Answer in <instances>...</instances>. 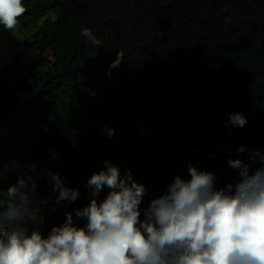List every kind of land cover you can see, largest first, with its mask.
<instances>
[{
	"label": "trees",
	"instance_id": "obj_1",
	"mask_svg": "<svg viewBox=\"0 0 264 264\" xmlns=\"http://www.w3.org/2000/svg\"><path fill=\"white\" fill-rule=\"evenodd\" d=\"M23 2L16 32L27 37L0 28V189L30 174L38 200L53 196L49 169L79 189L55 212L50 200L45 236L67 212L86 222L75 209L90 203L87 181L105 160L145 185L143 210L175 176L189 179V164L224 187L239 178L230 157L264 156V0ZM118 53L124 59L112 68ZM234 112L246 126L226 127ZM260 166L259 157L251 162L252 171Z\"/></svg>",
	"mask_w": 264,
	"mask_h": 264
},
{
	"label": "clouds",
	"instance_id": "obj_2",
	"mask_svg": "<svg viewBox=\"0 0 264 264\" xmlns=\"http://www.w3.org/2000/svg\"><path fill=\"white\" fill-rule=\"evenodd\" d=\"M25 11L23 0H0V25L14 32ZM81 35L102 45L90 28H82ZM123 59L118 53L110 67ZM247 123L244 113L234 112L226 127ZM102 132L111 136L115 129L105 125ZM257 157L264 165L255 150L247 160L230 157L227 164L239 178L224 187H217L215 172L189 164L190 178L175 176L167 192L143 210L145 185L131 170L122 175L118 165L105 160L87 181L93 189L90 203L75 209L86 222L74 223L73 212H67L47 236L40 226L50 200L54 197L49 210L55 212L61 202H75L79 189L49 169L53 196L38 200L33 176L20 175L0 189V264H264V166L251 170ZM29 167L34 171L37 164ZM105 186L109 191L101 200Z\"/></svg>",
	"mask_w": 264,
	"mask_h": 264
},
{
	"label": "rangeland",
	"instance_id": "obj_3",
	"mask_svg": "<svg viewBox=\"0 0 264 264\" xmlns=\"http://www.w3.org/2000/svg\"><path fill=\"white\" fill-rule=\"evenodd\" d=\"M0 28L2 29V30H7V29H5L4 27H3V25L2 26H0ZM9 31H11V30H9ZM13 32V31H12ZM16 36H18V37H20V38H22V39H25L26 37H27V35L28 34H19V33H17L16 32V29H15V31L13 32ZM0 54H2L3 53V49L1 48V46H0ZM5 58L4 59H8V57L6 56V54H5V56H4ZM1 66H4V64L3 63H1ZM22 68L21 67H19L18 68V70L20 71ZM78 218V217H77Z\"/></svg>",
	"mask_w": 264,
	"mask_h": 264
}]
</instances>
